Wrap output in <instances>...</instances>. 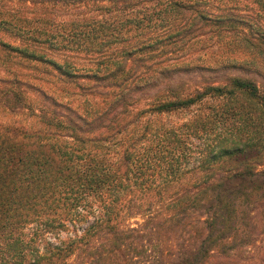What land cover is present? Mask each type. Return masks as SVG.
<instances>
[{
	"label": "trees",
	"instance_id": "trees-1",
	"mask_svg": "<svg viewBox=\"0 0 264 264\" xmlns=\"http://www.w3.org/2000/svg\"><path fill=\"white\" fill-rule=\"evenodd\" d=\"M15 60L0 264H264V0H0Z\"/></svg>",
	"mask_w": 264,
	"mask_h": 264
},
{
	"label": "rangeland",
	"instance_id": "rangeland-1",
	"mask_svg": "<svg viewBox=\"0 0 264 264\" xmlns=\"http://www.w3.org/2000/svg\"><path fill=\"white\" fill-rule=\"evenodd\" d=\"M9 68L5 66V64H3L2 61H0V77H9L7 76V72L9 71H13V72H22V73H27V74H33L36 72V74H41L45 80L48 81V84H44L41 83L39 81H35L32 79H28L25 81L26 82H31L34 85L40 84L42 86H46L45 88L49 91L51 90L52 87H50V83H54L55 85L60 84L61 81H58L57 77L55 76V72L53 71V73H49V72H45V70L43 69H37L34 68L32 66H27L24 63H18L17 60L13 61V63L9 64ZM184 73H189V71L186 72H180L178 73L177 76H180L178 78H176V81L174 84H176L177 89L179 88H183L184 91L186 92H190L191 90H193L194 88H196L198 86L199 83H196L195 80L191 79L190 75L184 74ZM69 87V91H72L74 89H77V87L73 84H68L67 85ZM161 87L163 88L164 85H159L157 84L156 87H152L150 91L148 90H142V91H138V99L136 100V102L134 103V109L136 110H140L143 108H146L150 105V102H152V99L154 97V94L157 92L158 89H161ZM174 118H176L175 116H173ZM6 119V117H4ZM7 120V119H6Z\"/></svg>",
	"mask_w": 264,
	"mask_h": 264
}]
</instances>
